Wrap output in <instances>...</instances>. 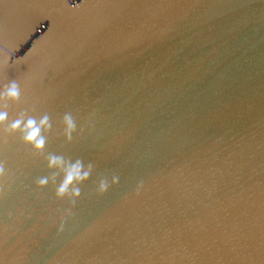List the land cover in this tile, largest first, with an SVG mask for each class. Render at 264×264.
I'll return each mask as SVG.
<instances>
[{"label": "water", "instance_id": "95a60500", "mask_svg": "<svg viewBox=\"0 0 264 264\" xmlns=\"http://www.w3.org/2000/svg\"><path fill=\"white\" fill-rule=\"evenodd\" d=\"M0 94V264H264V0H0Z\"/></svg>", "mask_w": 264, "mask_h": 264}, {"label": "clouds", "instance_id": "9594fccd", "mask_svg": "<svg viewBox=\"0 0 264 264\" xmlns=\"http://www.w3.org/2000/svg\"><path fill=\"white\" fill-rule=\"evenodd\" d=\"M0 95H2V94H0ZM7 96H9L10 98H13V99L18 98L17 87H16V85L14 83L10 86V89L7 92ZM65 119L68 121L69 128L71 129L73 127L71 119L69 117H65ZM3 120H4V116L0 115V121H3ZM17 127H18L17 124L11 125V128L13 130H15ZM29 127H31V122L29 123ZM35 136H36V132L33 131V132H31V134L29 136L26 137V139L31 141V140H33L35 138ZM57 163H58L57 158H53L51 160V162H50V166H55ZM74 176L76 177V179H80L82 176L86 177L87 176V172H83L82 173L81 167L78 164L77 165H73L70 168V171H69V173L67 175L66 182L63 183L57 189V195L58 196L65 195V193H66V191L68 189V184H70L72 182ZM39 183L41 184V186H43V185H45L47 183V181L45 179H42V180H40ZM73 191H74V195H77V196L79 195V189L78 188L74 189Z\"/></svg>", "mask_w": 264, "mask_h": 264}]
</instances>
